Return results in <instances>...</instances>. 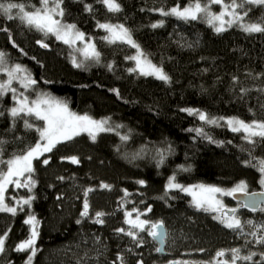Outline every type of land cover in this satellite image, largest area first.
<instances>
[{"label": "trees", "instance_id": "obj_1", "mask_svg": "<svg viewBox=\"0 0 264 264\" xmlns=\"http://www.w3.org/2000/svg\"><path fill=\"white\" fill-rule=\"evenodd\" d=\"M7 2L24 3L26 11L41 7L40 0ZM117 2L122 10L114 13L101 0H63L62 20L74 24L100 54L98 59L79 63V68L73 64L72 45L0 15V51L9 65H21L25 76L36 81L30 94H51L79 115L107 120L106 128L112 129L100 132L95 140L80 134L62 141L33 161L34 171L23 181L28 187H6L5 203L17 212H0V236L7 233L0 264L27 263L31 251L16 248L30 237L31 226L24 222L30 215L39 221L31 264H120L118 256L124 264H231L227 250L233 248L241 249L240 255L256 254L251 261L236 264H264V244L249 235L264 224V212L239 207V218L254 222L245 223L241 235L226 228L212 212L195 207L180 189L166 192L172 176L183 185L229 188L245 181L250 192L263 189L262 173L245 162L258 165L264 160V139L253 137L256 143L252 144L244 133L221 123L208 124L183 109L198 110L209 118L264 121V33L243 31L239 20L217 33L203 13L202 18L185 21L157 11L194 0ZM200 2L215 11L222 7L210 0ZM86 5L92 10L86 11ZM245 10L248 16L243 23L264 20V5L245 4L239 11ZM161 20L162 27H151ZM98 24L124 25L143 55L162 68L170 81L141 74L130 59L136 47L105 40L108 33ZM4 76L0 74V82ZM14 105L11 91L0 96V141L4 142L0 159L5 161L41 142L36 128L44 127V121L33 116L14 121L9 112ZM25 119L34 127L26 128ZM196 129H203L204 135ZM69 157H77L79 163ZM0 170L5 166L0 165ZM87 189L93 191L86 196ZM85 199L89 212L82 216ZM23 200L31 202L24 205ZM129 209L142 212L153 223L163 221L164 255L156 251L158 244L149 231L135 232L136 239L127 235ZM97 212L104 213L103 224L96 223ZM121 228L125 231L118 232ZM220 250H226V255L217 257Z\"/></svg>", "mask_w": 264, "mask_h": 264}, {"label": "snow or ice", "instance_id": "obj_2", "mask_svg": "<svg viewBox=\"0 0 264 264\" xmlns=\"http://www.w3.org/2000/svg\"><path fill=\"white\" fill-rule=\"evenodd\" d=\"M51 2V7L49 4ZM101 2L106 6L107 10L110 12H119L121 11V5L117 2V0H101ZM63 0H40L41 7L34 8L32 11L25 10L24 3H12L7 2V0H0V15L5 16L8 20L19 19L26 26L33 28L37 31L43 32L45 35L52 34L55 35L57 39H61L66 44H71L73 40L70 38L74 36L76 39L83 40L84 33L79 32L76 29L74 24H63L62 17L64 16V10L61 7ZM210 4H219L222 5L223 10L219 13H211L209 11V4L201 5L200 0H194V3L189 6L180 9L179 7H173L169 11H164L163 9H158L163 16L173 15L179 19L188 21V20H196L202 18L199 14L203 13L207 18V22L215 28L217 33L223 32L226 30L224 25L230 27L236 20L241 21L238 25L243 29V31L248 33H264V20H261L257 23H243L244 17L248 16V11L245 10L241 14L239 11L243 9L245 4L248 5H264V0H241V2H237V0H229L228 3H224V0H210ZM13 10H16L15 15H13ZM91 5H86V11H91ZM233 17L234 19H230L225 21L224 17ZM219 22V26H216V22ZM163 20L158 23L152 24L151 27L157 28L163 26ZM100 28L106 29L110 35L104 37L105 40H109V42H116L117 40L126 41L128 44L133 47L139 48V45L135 44V42L131 38L130 31L124 27V25H110V24H98ZM7 31V29H3ZM75 30V31H73ZM38 43H42L38 41ZM43 47H47V44H42ZM85 58L93 57L98 59L99 52L95 50V46L91 43L88 44L87 48L84 49ZM143 53H139V56H142ZM130 59H139V57H130ZM5 64V53L0 51V72H6L8 79L5 82H0V96L6 94V91H11L13 93V99L16 101L17 106L9 109L10 115L15 121L16 118L22 116H33L35 119L42 120L45 122L44 127L36 128V131L40 134V139L44 140L45 143L41 145L37 143L34 147L29 148L24 154L14 156L13 158L5 161L0 159V165L5 166L6 170H0V212H8L13 215L16 214V207H10L5 203V191L6 185L15 184L17 188L19 187H28L27 183H21L18 179L23 176L25 173H31L34 171L32 167L33 159L43 155L44 152H51L53 148L57 146V144L62 141H70L75 136L79 135L81 132H88L92 139L95 140L96 132H104L111 131V128H106L105 125L108 123L107 120H93L91 117L85 115L80 116L76 113L69 110L66 103H63L47 94H42L38 96L35 100L29 101L27 96L21 92L17 95V89L12 88L11 84L14 79H20L23 83L24 88H28L31 85L36 84V81L31 79L28 76L25 77H17L16 73H20L25 71L22 69L21 65L17 64L14 66L12 70H9L7 67H4ZM73 64L75 67H81L82 65L76 63L75 59L73 60ZM147 64L151 71L146 72L144 74L155 75L158 79L163 80L165 82L170 81V77L163 71L162 68H158L155 65H152L150 61H147ZM139 66V64H138ZM130 71H136V69H130ZM143 71V70H142ZM115 91V90H114ZM118 94V92H117ZM183 111H187L189 113H195L199 116V119L205 121L208 124H218V120L216 118H209L206 113L199 112L194 109H183ZM0 115H3L0 112ZM223 119V118H220ZM227 125L231 126L233 132H244L247 135L244 136V139L249 141L252 144H255L256 141L253 137H259L264 139V121H252L251 123H246L243 120H239L238 118H229L227 120ZM24 126L26 128L34 127L33 124L29 123L27 119L24 121ZM198 133L204 135L203 129H196ZM128 137H122V139H127ZM211 140V137H206ZM215 143V141H212ZM3 141H0V144H3ZM0 155H2V149H0ZM73 163H79L77 157H69ZM163 163V155H161V159L159 161ZM44 164L48 163V160H43ZM246 164H250L253 167H258V170L262 173V177L260 180V185L264 188V160H260L258 165L252 164L251 161H246ZM187 171V169H183ZM15 178V179H14ZM61 179H63L61 177ZM175 176L169 178L167 189H180L183 192H190L193 195V205L198 209H203L205 211H220L222 215L219 217H215L220 220V222L228 229H231L234 232H238L243 235V229L245 223L248 225H253L254 222L252 220L242 221L235 213L237 212L236 208L229 209L227 211H222L223 206L221 201L215 198L214 193H223L225 195L235 196L237 192L245 193L250 198H254L257 195L264 196V191L261 193L256 192H248L247 184L245 181H241L235 187L231 189H221L215 186H198L201 189V192L198 194L192 191V187H184L179 183H175ZM28 180L31 181V176L28 177ZM34 183V181H32ZM140 184H144V181H139ZM102 188L108 189L111 186L107 184H101ZM93 191V189H87L85 195L87 196L88 192ZM127 195V192L125 193ZM30 200H23L22 203L24 205L30 204ZM19 203V202H18ZM260 203H264V201H255L254 199L251 201L241 202L239 207L242 208H250L252 211H261L264 212V207H260ZM207 205V207L205 206ZM22 210V209H21ZM151 210L150 208L148 209ZM135 211V210H134ZM89 212V203L87 199L84 201V211L81 213L82 216H87ZM228 212H231L233 215H229ZM128 216H131L132 213H127ZM96 223L103 224L104 220L102 217L104 213L97 212ZM25 224L31 226V234L29 239L21 242L16 250L17 251H31V255L28 257V262L31 264L32 257L36 254L37 249L35 248V240L38 237L39 233L36 230V225L39 221L36 220L34 215H30L25 221ZM79 223V221H77ZM127 223L131 224L133 228H139L140 231L145 230V225L149 223V221L144 220L140 221L139 216L136 217V220H128ZM163 225V221H160L157 224H153L152 228H160ZM259 229H264V224L258 226L257 231L250 232L249 235L256 237L255 243L264 244V232H259ZM118 232H124L125 229L121 228L117 230ZM259 232V234H258ZM153 239H159L161 244L164 243L166 238V233H159L156 231H150L149 233ZM127 235L137 238V234L133 231H128ZM7 233L0 236V253L5 251V240ZM142 242V240H140ZM162 248H157L156 251H162ZM231 252V264H236L239 261H251L255 253H249L248 255H240L241 249L233 248L231 250H227ZM226 255V250H220L216 253L217 257H223ZM261 258L264 259V253H261ZM120 260V264H124L123 257L118 256ZM115 264V262H113ZM140 264H143L141 261ZM170 264H178V262H170ZM222 264H229L228 261H223Z\"/></svg>", "mask_w": 264, "mask_h": 264}, {"label": "rangeland", "instance_id": "obj_3", "mask_svg": "<svg viewBox=\"0 0 264 264\" xmlns=\"http://www.w3.org/2000/svg\"><path fill=\"white\" fill-rule=\"evenodd\" d=\"M194 3V2H193ZM201 3V2H200ZM190 4H187V5H185V6H181V5H179V6H175V7H179L180 9H183V8H185V7H187V6H189ZM201 5L202 6H204L202 3H201ZM52 5H51V3L49 4V7H51ZM223 10V8L222 7H220L218 10H212L211 8H209V11L211 12V13H214V14H216V13H219V12H221ZM62 19V18H61ZM224 19H225V21H227V20H230V19H234L233 17H228V16H225L224 17ZM62 23L63 24H68V23H65L63 20H62ZM216 26H219V22L217 21L216 22ZM228 25H227V23L224 25V27H227ZM125 27V26H124ZM126 28V27H125ZM76 30V29H75ZM75 30H73V31H75ZM106 30V29H105ZM107 31V30H106ZM107 33H108V36L110 35V33L107 31ZM55 36V35H54ZM56 37V36H55ZM72 40H73V42L70 44V45H72L73 46V59H75V61H76V63H84V61H86V60H88V59H94L93 57H89V58H85V53H84V49H86L87 48V46H88V44L89 43H91V44H93L94 45V43H93V41H91L90 39H87L85 36H84V38H83V40H80V39H76L74 36H72V37H70ZM131 38H132V36H131ZM59 40H61V39H59ZM132 40H133V38H132ZM63 41V40H62ZM134 41V40H133ZM116 42H123V43H126V44H128L126 41H120V40H117ZM137 50H136V53H135V55H134V57H139V59L137 60V59H133L134 60V65H135V68L137 69V70H139L140 71V73L141 74H144V73H146V72H149V71H151V69L149 68V66H148V64H147V61H149L144 55H142V56H139V53H141V51L139 50V48H136ZM95 50L97 51V49H96V47H95ZM98 52V51H97ZM138 64H139V66H138ZM152 64V63H151ZM17 65V64H16ZM152 65H154V64H152ZM14 66L15 65H9L7 62H6V60H5V64H4V67H7L9 70H12L13 68H14ZM156 66V65H155ZM22 67V66H21ZM156 67H158V66H156ZM158 68H160V67H158ZM22 69H24L25 71H22V72H20V73H16V76L17 77H23V76H25V75H27L26 73H27V71H26V69L24 68V67H22ZM143 70V71H142ZM1 73H5V76H4V78H5V80H3V82H5V81H7V79H8V76H7V73L6 72H0V74ZM144 75H148V74H144ZM150 76H154V77H156L155 75H150ZM157 78V77H156ZM15 80V81H14ZM13 81H12V84H11V87L12 88H16L17 89V95H19V93H23V90H21V87H20V83H22V81L20 80V79H14ZM16 81H18V84L17 83H15ZM2 82V81H1ZM23 84V83H22ZM29 91V92H28ZM32 90H31V86L30 87H28V88H26V94H24V96H27L28 97V99H29V101H32V100H35L38 96H40V95H42V94H47L48 96H51V97H53V98H55V99H57V100H59V101H61V102H63L62 100H60V99H58L57 97H55V96H53V95H51V94H48V93H42V94H38V95H36V96H32L31 94H30V92H31ZM64 103V102H63ZM14 106H17V103H16V101H15V105ZM69 108V107H68ZM69 110L70 111H72L70 108H69ZM72 112H74V111H72ZM75 113V112H74ZM77 114V113H76ZM77 115H79V114H77ZM80 116H82V115H80ZM229 118H223V119H217L218 120V123H221V124H224V125H226L230 130H232V128H231V126H228L227 125V120H228ZM240 120V119H239ZM97 121H99V120H97ZM246 123H251V122H246ZM44 126H45V122H44ZM106 127V126H105ZM242 132V131H241ZM100 132H96L95 133V136H97V134H99ZM242 133H244V132H242ZM80 134H87L88 136H90L91 137V135L88 133V132H81ZM79 134V135H80ZM245 135H247L246 133H244ZM92 138V137H91ZM41 145H43L44 143H45V141L44 140H41V142H39ZM46 153H48V152H44L43 153V155L44 154H46ZM43 155H41V156H43ZM41 156H39V157H41ZM39 157H37V158H39ZM36 159V158H35ZM35 159H33V161L35 160ZM33 161H32V167H33ZM28 173H25L23 176H21V177H19L18 179L21 181V183L25 180V176L27 175ZM15 179V178H14ZM24 183V182H23ZM176 183V182H175ZM180 184V183H179ZM8 185H14L15 186V184H8ZM8 185H6L5 187H7ZM181 185H183V184H181ZM200 185H204V186H214V185H208V184H204V183H197V184H192V185H183L184 187H192V186H197V187H192V191L193 192H196V193H200L201 192V189L198 187V186H200ZM215 187H217V186H215ZM233 187H235V186H233ZM233 187H229V188H221V189H225V190H227V189H231V188H233ZM218 188H220V187H218ZM184 193H186L187 195H189L190 197H191V199H192V202H193V195L190 193V192H184ZM212 195H214L215 196V198L217 199V200H219V201H221V204H222V206H223V209H222V211H226V209H232V208H236L237 209V212H238V210H239V204H236V203H234V202H232L231 200H229V196L230 195H225V194H223V193H214V194H212ZM206 207H207V205H205ZM129 212H131L132 213V215L131 216H128V215H126V221H128V220H136V217L137 216H139V220L140 221H144V220H147V218H146V216H144L143 214H142V212H140V211H138V210H135L134 211V209H129L128 211H127V213H129ZM210 212H212L213 214H214V216L215 217H219V216H221L222 215V212H220V211H210ZM237 212L235 213V215H237ZM144 213V212H143ZM238 216V215H237ZM239 217V216H238ZM147 221H149V223L147 224V225H145V230L144 231H140V229L139 228H133L132 227V225L131 224H129V223H127V228L129 229V231H134V232H137V233H143V232H148L149 231V233H150V231H153L154 230V228H152V225L153 224H157L158 222H155V223H153V222H151L150 220H147ZM172 261V260H171ZM31 263H32V260H31ZM26 264H29V262L27 261V263Z\"/></svg>", "mask_w": 264, "mask_h": 264}, {"label": "water", "instance_id": "obj_4", "mask_svg": "<svg viewBox=\"0 0 264 264\" xmlns=\"http://www.w3.org/2000/svg\"><path fill=\"white\" fill-rule=\"evenodd\" d=\"M262 191H264V188L263 189H261V190H259V191H254V192H256V193H261ZM248 192H250V191H248ZM255 200V201H258V202H260V201H264V196H260V195H257L256 197H254V198H250L247 194H245V193H240V192H237L236 194H235V196H230V200L231 201H233L234 203H241V202H244V201H251V200ZM260 207H264V203H260ZM242 208V207H241ZM242 209H244V210H248V211H251V212H255V211H252L250 208H248V209H246V208H242ZM227 210H229V209H227ZM226 210V211H227ZM258 211V210H257ZM228 214L229 215H233L231 212H228ZM154 231H156V232H159V233H166V236H167V230H166V228H165V226L164 225H162L160 228H155V230ZM155 241H156V243L158 244V248H162L163 250L162 251H160L159 253L160 254H162V255H164L165 253H166V251H165V245H166V241H164V243L163 244H161L160 242H159V239L157 238V239H154ZM165 240H166V238H165Z\"/></svg>", "mask_w": 264, "mask_h": 264}, {"label": "flooded vegetation", "instance_id": "obj_5", "mask_svg": "<svg viewBox=\"0 0 264 264\" xmlns=\"http://www.w3.org/2000/svg\"><path fill=\"white\" fill-rule=\"evenodd\" d=\"M154 231V230H153Z\"/></svg>", "mask_w": 264, "mask_h": 264}]
</instances>
